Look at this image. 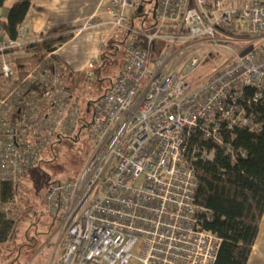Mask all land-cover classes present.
<instances>
[{
  "label": "built area",
  "instance_id": "2783aa9c",
  "mask_svg": "<svg viewBox=\"0 0 264 264\" xmlns=\"http://www.w3.org/2000/svg\"><path fill=\"white\" fill-rule=\"evenodd\" d=\"M143 2L107 3L125 33L124 63L92 105L83 173L46 187L45 213L62 222V251L49 264H218L222 239L206 228L213 213L196 204L193 163L217 151L235 163L246 151L234 134L263 130L264 0H159L151 31L132 23ZM28 34L23 24L17 39L0 35V186L17 185L77 134L79 94L94 76L92 62L74 88L48 55L21 78L9 52ZM196 43L231 56L199 78L213 56ZM18 204L0 194L1 213L17 217Z\"/></svg>",
  "mask_w": 264,
  "mask_h": 264
},
{
  "label": "trees",
  "instance_id": "16d2710c",
  "mask_svg": "<svg viewBox=\"0 0 264 264\" xmlns=\"http://www.w3.org/2000/svg\"><path fill=\"white\" fill-rule=\"evenodd\" d=\"M7 1L0 0V9L5 6ZM145 3L144 0L143 10L138 11L135 17H146ZM32 5L33 0H12L7 17L0 19V35L17 39L19 27L26 22ZM154 16L155 7L149 24L145 23V19L139 25L135 23V20L132 23L143 31H151L154 28ZM74 36V30L44 33L35 40H31L28 36V42L23 48L9 52L15 55L11 61L12 66L20 77L24 78L46 56L52 55V59L58 62L64 73L68 75L70 82V78H73L72 74L55 57L54 53ZM124 40L125 36L122 41L112 40L108 43L106 50L101 55L100 72L104 65L112 64V57L117 54L120 46H124ZM206 73L202 70L199 78H205ZM84 77L85 73L80 82L84 80ZM98 78H100L99 75ZM72 82L74 88L79 87L75 86V79H72ZM95 102H89L91 108ZM88 125L89 123L81 118L77 134L72 139L76 142L79 141L82 135L87 133ZM232 142L237 148L246 151V156H239L235 163H231L221 151H217L212 162L195 161L193 163L199 180L196 204L209 209L214 215L213 220L207 223L206 228L222 239L218 264H247L264 215V110L263 130L257 134L238 131L234 134ZM57 143L59 141L54 146ZM40 170L39 167L34 172ZM53 181L56 180L49 179L46 184L42 182V185L45 188L44 185L47 187ZM21 193L19 184L3 183L0 186L3 201H11L15 197H20ZM19 220L20 217H9L0 212V246L13 241L18 233Z\"/></svg>",
  "mask_w": 264,
  "mask_h": 264
},
{
  "label": "rangeland",
  "instance_id": "374dc122",
  "mask_svg": "<svg viewBox=\"0 0 264 264\" xmlns=\"http://www.w3.org/2000/svg\"><path fill=\"white\" fill-rule=\"evenodd\" d=\"M145 1V13L147 14L146 17L133 18L137 25L142 23L144 19L145 23L149 24L153 17L157 0ZM11 5L12 0H8L4 7L5 14ZM124 36L125 33L122 30H117L113 40L122 41ZM194 48L200 56H213L205 63L203 68L205 73L218 71L231 56L225 49H215L207 45L201 46L196 43ZM124 58L125 46H120L117 54L112 57L111 65H104L101 72L99 71L101 62L99 66L92 68L94 76L86 81L79 94L82 107L81 118L88 123L91 120L89 102L97 101L115 81L123 66ZM92 148V143L87 134H83L77 142L72 138H65L57 143L52 150H47L39 172H34L18 182L22 190L20 197L18 196L17 217H20L17 224L18 233L13 241L3 244L4 246L0 251V264H35L34 262L39 264L36 261L39 252L45 255L49 252L50 247L53 248L59 242L62 222L45 213L43 203L46 185L44 188L42 182L46 184L49 179L63 181L80 176L86 167ZM139 252L140 249H136L135 255H138Z\"/></svg>",
  "mask_w": 264,
  "mask_h": 264
},
{
  "label": "crops",
  "instance_id": "0c3cea01",
  "mask_svg": "<svg viewBox=\"0 0 264 264\" xmlns=\"http://www.w3.org/2000/svg\"><path fill=\"white\" fill-rule=\"evenodd\" d=\"M109 1L33 0V5L28 12L24 25L28 27V36L31 40L37 39L44 33L75 31V36L62 45L54 55L72 74L73 78H70L69 83L75 79L76 87L80 86V81L92 62H95V66H99L102 53L116 36L117 30L113 28L112 17L106 7ZM4 7L0 9V19L7 17L8 11L5 14ZM104 42L107 44L106 47ZM65 76L68 77L67 74ZM59 243L60 240L53 248L50 247L45 255L39 252L36 261L39 264L47 262L49 264L53 257L62 251ZM34 263L37 264V262ZM247 264H264V215Z\"/></svg>",
  "mask_w": 264,
  "mask_h": 264
},
{
  "label": "water",
  "instance_id": "95a60500",
  "mask_svg": "<svg viewBox=\"0 0 264 264\" xmlns=\"http://www.w3.org/2000/svg\"><path fill=\"white\" fill-rule=\"evenodd\" d=\"M157 7H158V3L155 6V11H156ZM142 10H143V5L139 7V12H141Z\"/></svg>",
  "mask_w": 264,
  "mask_h": 264
}]
</instances>
